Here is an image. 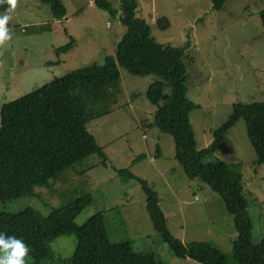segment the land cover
I'll use <instances>...</instances> for the list:
<instances>
[{
  "label": "rangeland",
  "instance_id": "374dc122",
  "mask_svg": "<svg viewBox=\"0 0 264 264\" xmlns=\"http://www.w3.org/2000/svg\"><path fill=\"white\" fill-rule=\"evenodd\" d=\"M109 1L113 14L97 7L94 0H62L66 13L58 19L39 0H20L8 24L12 41L0 49V107L55 77L99 62L105 55L115 58L116 44L127 27L120 19V0ZM262 9L264 0H226L219 11L211 8L210 0H138L135 16L149 24L157 42L187 45V97L198 105L190 112L198 148L211 143L213 131L229 118L234 103L264 100ZM163 16L169 22L165 29L156 23ZM69 36L74 39L72 47L57 54L55 50ZM118 69L117 103L111 111L91 116L88 125L113 166H101L97 154L89 155L54 181L34 186L31 195L0 202V211L32 207L45 216L53 207L92 192V203L76 217V223L101 212L111 242L128 240L135 251L150 253L164 264H200L176 257L160 238L140 185L134 179H120L113 170L125 168L157 193L167 227L175 237L185 243L208 242L230 254L237 236L233 216L204 181L182 172L173 156L171 135L154 125L155 105L145 91L156 76H135ZM156 145L161 150L157 157ZM216 160L225 161L240 175L252 220L251 241L259 242L264 233V164L257 163L242 118L225 132L217 151L204 158L205 162ZM74 247L73 235L56 237L51 242L53 259L41 264H70Z\"/></svg>",
  "mask_w": 264,
  "mask_h": 264
},
{
  "label": "trees",
  "instance_id": "16d2710c",
  "mask_svg": "<svg viewBox=\"0 0 264 264\" xmlns=\"http://www.w3.org/2000/svg\"><path fill=\"white\" fill-rule=\"evenodd\" d=\"M39 1L49 6L53 17L65 16L62 0ZM210 2L211 8L219 11L226 0ZM120 3V19L127 30L116 44L115 58L105 55L99 62L55 77L0 107V202L31 195L34 186L54 181L65 169L92 154L99 156L101 166H113L89 131L88 123L91 116L103 115L117 103L120 66L131 75L156 76L145 91L146 98L155 105L154 125L171 135L174 158L183 173L190 179L204 181L233 216L237 236L231 242L230 254L208 242L181 241L169 231L158 195L146 180L128 169L113 168L120 179H134L140 185L154 230L179 258L200 264H264V233L259 242L251 241L252 220L240 175L233 173L225 161H204L217 150L225 132L242 118L257 163L264 164V100L234 103L229 118L213 131L211 143L197 148L190 112L198 105L187 97V45L174 47L157 42L149 24L135 16L138 0ZM94 4L115 13L109 0H94ZM7 7L6 3L0 4V11ZM259 18L264 40V9L259 11ZM156 23L162 29L169 26L164 16ZM69 39L55 50L57 54L72 47L74 39ZM93 197L92 192H87L53 207L45 216L32 207L17 212L0 211V232L22 238L29 245V264L52 260L51 242L65 234L75 238L70 264H164L150 253L135 251L128 240L111 242L101 212L76 223V217L92 203Z\"/></svg>",
  "mask_w": 264,
  "mask_h": 264
},
{
  "label": "clouds",
  "instance_id": "9594fccd",
  "mask_svg": "<svg viewBox=\"0 0 264 264\" xmlns=\"http://www.w3.org/2000/svg\"><path fill=\"white\" fill-rule=\"evenodd\" d=\"M20 0H0V4H7L4 15H0V49H4L11 41L9 21L19 6ZM31 249L29 245L15 235L0 232V264H27Z\"/></svg>",
  "mask_w": 264,
  "mask_h": 264
},
{
  "label": "crops",
  "instance_id": "0c3cea01",
  "mask_svg": "<svg viewBox=\"0 0 264 264\" xmlns=\"http://www.w3.org/2000/svg\"><path fill=\"white\" fill-rule=\"evenodd\" d=\"M88 125H89V123H88ZM89 129V128H88ZM89 131H90V129H89ZM91 132V131H90ZM194 136H195V131H194ZM95 137V136H94ZM96 138V137H95ZM195 140H196V136H195ZM196 146H197V141H196ZM198 148V147H197ZM217 151V150H216ZM215 151V152H216ZM161 155V150H160V147L158 146V145H156V150H155V157H157V156H160ZM174 156V155H173ZM78 163H80V162H78ZM98 163H100V160L98 161ZM77 164V163H76ZM100 165V164H99ZM71 167H73V166H71ZM183 172V171H182ZM136 175V174H135Z\"/></svg>",
  "mask_w": 264,
  "mask_h": 264
},
{
  "label": "built area",
  "instance_id": "2783aa9c",
  "mask_svg": "<svg viewBox=\"0 0 264 264\" xmlns=\"http://www.w3.org/2000/svg\"><path fill=\"white\" fill-rule=\"evenodd\" d=\"M147 128L145 127V130H146ZM143 136L145 137V134H143Z\"/></svg>",
  "mask_w": 264,
  "mask_h": 264
}]
</instances>
